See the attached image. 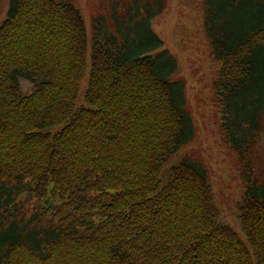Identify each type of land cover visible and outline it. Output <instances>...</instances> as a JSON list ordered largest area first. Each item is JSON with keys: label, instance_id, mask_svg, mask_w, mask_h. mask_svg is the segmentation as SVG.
I'll list each match as a JSON object with an SVG mask.
<instances>
[{"label": "trees", "instance_id": "obj_1", "mask_svg": "<svg viewBox=\"0 0 264 264\" xmlns=\"http://www.w3.org/2000/svg\"><path fill=\"white\" fill-rule=\"evenodd\" d=\"M141 1L100 3L79 105L89 37L76 0H10L0 26V264H264L253 158L264 129V0L204 2L223 129L243 164L245 239L221 223L200 161L165 169L195 127L178 61L153 28L165 0L143 10Z\"/></svg>", "mask_w": 264, "mask_h": 264}, {"label": "rangeland", "instance_id": "obj_2", "mask_svg": "<svg viewBox=\"0 0 264 264\" xmlns=\"http://www.w3.org/2000/svg\"><path fill=\"white\" fill-rule=\"evenodd\" d=\"M112 0H76L88 28L89 62L84 71L78 104L85 101L91 73V47L93 18L101 11L102 2ZM129 6L133 0H119ZM155 0H142L147 7ZM205 0H165L166 9L153 21V28L163 39L167 48L179 64L176 78L185 81L187 108L195 127L193 140L177 151L165 165L179 162L187 156L200 161L208 171L214 198L219 208L221 223L231 226L245 239L239 204L244 193V180L241 177L242 161L226 141L223 129V111L216 99L215 80L221 67L213 54L205 31ZM10 0L0 2V26L8 15ZM21 90L29 94L34 85L25 78L20 81ZM255 177L264 181V129L253 155ZM242 166V167H241ZM163 177V175H162ZM165 183V182H164Z\"/></svg>", "mask_w": 264, "mask_h": 264}]
</instances>
